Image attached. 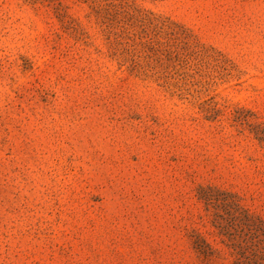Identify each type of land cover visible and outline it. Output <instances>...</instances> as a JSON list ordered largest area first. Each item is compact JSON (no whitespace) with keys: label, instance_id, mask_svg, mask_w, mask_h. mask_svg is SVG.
<instances>
[{"label":"rangeland","instance_id":"1","mask_svg":"<svg viewBox=\"0 0 264 264\" xmlns=\"http://www.w3.org/2000/svg\"><path fill=\"white\" fill-rule=\"evenodd\" d=\"M0 264H264V0H0Z\"/></svg>","mask_w":264,"mask_h":264}]
</instances>
